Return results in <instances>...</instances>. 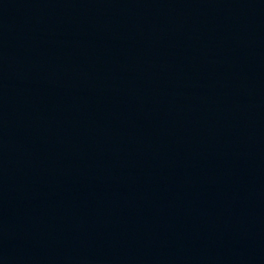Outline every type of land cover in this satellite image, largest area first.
<instances>
[{"label":"water","instance_id":"water-1","mask_svg":"<svg viewBox=\"0 0 264 264\" xmlns=\"http://www.w3.org/2000/svg\"><path fill=\"white\" fill-rule=\"evenodd\" d=\"M0 264H264V0H0Z\"/></svg>","mask_w":264,"mask_h":264}]
</instances>
